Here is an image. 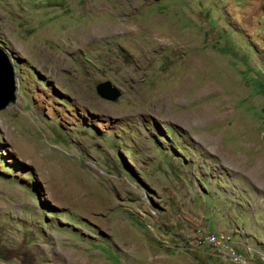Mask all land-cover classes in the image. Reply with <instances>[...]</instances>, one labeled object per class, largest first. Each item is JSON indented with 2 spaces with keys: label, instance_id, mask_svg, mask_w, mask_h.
<instances>
[{
  "label": "rangeland",
  "instance_id": "rangeland-1",
  "mask_svg": "<svg viewBox=\"0 0 264 264\" xmlns=\"http://www.w3.org/2000/svg\"><path fill=\"white\" fill-rule=\"evenodd\" d=\"M0 50V264H264V0H0Z\"/></svg>",
  "mask_w": 264,
  "mask_h": 264
},
{
  "label": "water",
  "instance_id": "water-1",
  "mask_svg": "<svg viewBox=\"0 0 264 264\" xmlns=\"http://www.w3.org/2000/svg\"><path fill=\"white\" fill-rule=\"evenodd\" d=\"M96 93L103 99L115 100L120 92L108 81H101L95 85ZM15 101L14 78L5 54L0 50V109Z\"/></svg>",
  "mask_w": 264,
  "mask_h": 264
},
{
  "label": "built area",
  "instance_id": "built-area-1",
  "mask_svg": "<svg viewBox=\"0 0 264 264\" xmlns=\"http://www.w3.org/2000/svg\"><path fill=\"white\" fill-rule=\"evenodd\" d=\"M206 243H214L221 250L222 255L224 254H237L241 257L244 255L240 252V250L234 248L232 244L228 241V239H223L221 236H217L213 233L207 234L204 237Z\"/></svg>",
  "mask_w": 264,
  "mask_h": 264
},
{
  "label": "bare ground",
  "instance_id": "bare-ground-1",
  "mask_svg": "<svg viewBox=\"0 0 264 264\" xmlns=\"http://www.w3.org/2000/svg\"><path fill=\"white\" fill-rule=\"evenodd\" d=\"M223 238V236H221ZM224 239V238H223Z\"/></svg>",
  "mask_w": 264,
  "mask_h": 264
}]
</instances>
